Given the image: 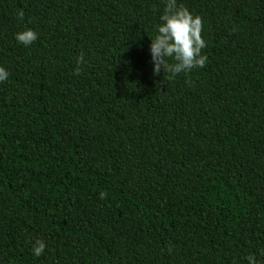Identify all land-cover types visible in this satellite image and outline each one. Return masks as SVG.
I'll return each mask as SVG.
<instances>
[{
    "label": "trees",
    "instance_id": "16d2710c",
    "mask_svg": "<svg viewBox=\"0 0 264 264\" xmlns=\"http://www.w3.org/2000/svg\"><path fill=\"white\" fill-rule=\"evenodd\" d=\"M177 4L207 60L170 79L166 0H0V264H264V0Z\"/></svg>",
    "mask_w": 264,
    "mask_h": 264
},
{
    "label": "clouds",
    "instance_id": "9594fccd",
    "mask_svg": "<svg viewBox=\"0 0 264 264\" xmlns=\"http://www.w3.org/2000/svg\"><path fill=\"white\" fill-rule=\"evenodd\" d=\"M17 15L23 17L20 10ZM160 23L156 27V34L150 39L149 53L153 74L160 73L161 69L169 73V78H174L182 72H189L194 68H203L207 56L202 54L206 42L201 36L202 20L198 15L189 12L177 4V0H166L165 10L159 17ZM38 37L36 31L25 28L14 34V39L25 46L32 44ZM167 58V59H166ZM169 60L172 62L170 63ZM85 63L81 54L76 60L73 71L79 75L81 65ZM9 79V72L0 66V82ZM100 198L105 196L99 193ZM46 245L43 240L35 239L32 244V254L39 257L44 253ZM247 264H257L253 255L246 257Z\"/></svg>",
    "mask_w": 264,
    "mask_h": 264
}]
</instances>
